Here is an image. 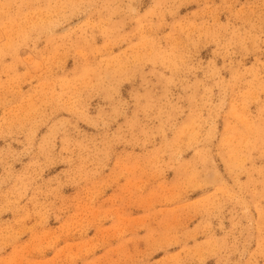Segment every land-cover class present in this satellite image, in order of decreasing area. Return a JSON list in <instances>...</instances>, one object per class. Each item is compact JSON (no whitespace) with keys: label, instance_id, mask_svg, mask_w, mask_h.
<instances>
[{"label":"clouds","instance_id":"obj_1","mask_svg":"<svg viewBox=\"0 0 264 264\" xmlns=\"http://www.w3.org/2000/svg\"><path fill=\"white\" fill-rule=\"evenodd\" d=\"M237 4L0 0V264H264V0Z\"/></svg>","mask_w":264,"mask_h":264},{"label":"rangeland","instance_id":"obj_2","mask_svg":"<svg viewBox=\"0 0 264 264\" xmlns=\"http://www.w3.org/2000/svg\"><path fill=\"white\" fill-rule=\"evenodd\" d=\"M217 3H219V0H217ZM244 3H245V0H240V4H237L236 7L239 8V7H240L241 5H243ZM195 8H196V6L193 5V6H191L189 9L182 10V13H181V14H184V11H192V10H195ZM226 19H227L226 14L223 15V16H221V22H226ZM102 42H103L102 39H100V38L98 37V38H97V44H98V45H99V44H102ZM213 49H214V46H210L208 49H206V50H202V51H201V59L204 61L205 64L208 62L209 59L212 58L211 53H212ZM216 62H217V67H221L222 64H223V61L220 60L219 58H217V61H216ZM251 62H252V61H251V59H250V60L247 61L246 63L250 64ZM71 64H72V62L69 61V67H71ZM21 71H23V69H21ZM223 75L225 76L226 79L229 78V73L225 72V73H223ZM198 76H199V77H202V74H198ZM24 90L27 91V86H25ZM124 92H125V98H127L128 86H125ZM176 94H179V93H178V90H177V93H176ZM251 111H252L253 113L255 112V106H253V107L251 108ZM218 124H219L220 130L222 131V129H223V119H221L220 121H218ZM81 127L84 128L85 131H91L90 129L87 128L86 125H81ZM169 138H171V134H169ZM156 143H157V145L160 143L159 139L157 140ZM0 146H4V142H0ZM13 147L18 149L19 146L14 144ZM138 151H139V150H138ZM191 155H192L191 153H187V154L185 155V159H189V158H191ZM257 155H258V154H254V163H255L256 167H260V166L264 165V160H261V159L255 158ZM217 162L219 163V161H217ZM248 166L251 167L252 165L249 164ZM17 167L19 168V166H17ZM221 171H223V166H222V165H221ZM171 176H172V174L169 173V178H171ZM243 179H246V177H242V180H243ZM111 191H112V190H109V194H110ZM128 211H129L130 214L133 215V216L141 215V214H142V210L137 209V208H135V207L129 208ZM4 218H5V219H12L11 214H7ZM56 226H58V225L56 224L55 220H54V219L50 220V227H53V228H54V227H56ZM227 226H228V225H227V223H226V227H227ZM218 235H219V233H218ZM210 264H211V262H210Z\"/></svg>","mask_w":264,"mask_h":264}]
</instances>
